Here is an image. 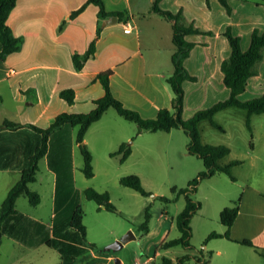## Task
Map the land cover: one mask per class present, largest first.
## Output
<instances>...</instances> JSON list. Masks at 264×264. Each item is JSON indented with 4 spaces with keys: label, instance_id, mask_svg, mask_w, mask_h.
Masks as SVG:
<instances>
[{
    "label": "crops",
    "instance_id": "obj_1",
    "mask_svg": "<svg viewBox=\"0 0 264 264\" xmlns=\"http://www.w3.org/2000/svg\"><path fill=\"white\" fill-rule=\"evenodd\" d=\"M87 1L16 0V6L8 17L7 22L13 33L21 36L23 43L18 51L8 54L4 60L0 59V124L9 119L23 125L17 129L0 131V178H7L4 183L5 197L19 181L23 170L29 166L32 155L41 145L42 134L28 123L44 128L61 112H88L93 109L94 100L104 94L102 84L95 79L100 71L112 69L110 85L114 95L125 106L139 111L143 117H155L161 108H170L172 105L173 91L167 81L174 70L171 59L175 48L172 25L158 14L150 12L153 0H103L106 10H124L125 15L121 20L116 16L117 21L114 23L103 24L110 17L101 21L103 27L95 54L88 58L81 69L74 67L73 54L87 50L96 36L99 22V7L94 3L87 4L77 15H71ZM236 1L233 3H237ZM159 4L161 8L173 12L181 9L187 21H194L202 30L214 33V36H208L206 39L202 37L200 44L193 47L185 60L187 70L197 77L196 81H185L183 84L185 115L186 105L193 96L188 94L189 87L195 85L196 90L200 88L202 98L207 91L219 90V87H222L221 62L231 51L229 48L228 53V45L223 38L226 25L232 23L234 32L241 34L242 48L246 49L250 43L252 29L256 26L264 29V10H261V17L247 21L236 19L233 11L229 21L225 17L224 6L218 0H161ZM61 24L62 28L59 29ZM126 26H131L132 31L125 32ZM189 37L194 41L195 37ZM64 88L74 89V104L70 105L60 96V91ZM250 88L256 96L264 92V57L259 65V73L249 79L246 91L240 97ZM255 114L261 113L251 114V124ZM104 115L91 127L99 123ZM246 115L248 117V111ZM190 116L185 115L184 118ZM121 119L113 114L109 117V120L114 122L116 131L123 132L127 124ZM75 129L77 127L69 125L56 129L48 139L46 153L39 160V163L44 162L49 172L54 175L50 190V215L47 218L33 217L21 211L17 206L18 198V212L6 222L4 237L29 248L42 244L54 247L62 258V252L55 246V242L59 247L66 248L64 254L73 264H115L116 255L113 252L98 251L97 242L88 238V228L86 240L80 241V235L70 225L71 214L75 207L81 204L79 200L74 202V193L77 191L74 183V159L76 148L81 151V143L77 141ZM122 134L124 137L118 140L114 138L116 144L112 145V148H109L108 144L113 142H104V153L110 155L130 138L129 132ZM133 142L130 144L132 151L129 157L134 154ZM83 144L88 147L94 158V146L90 145L87 136L84 137ZM250 148L247 150L250 151L249 154L256 153L262 161L263 156L258 154L257 142H253V147ZM181 153L191 154L188 151V141L186 152ZM224 158L226 162L223 163L241 159L243 162L237 166L243 165L246 160L244 156H234L231 148ZM257 165L255 163L253 166ZM235 177V180L240 178L237 175ZM240 179L244 182V189L240 196L238 215L230 229L234 240L218 238L227 242L221 240L206 247L205 251L210 254L213 252L229 255L231 250L241 249L236 244L251 247L239 242L244 239L264 247V183L250 181L249 173L242 174ZM224 207H217L219 218ZM202 210L201 205L194 216L201 213L206 217ZM220 225H215V231L224 233L227 228L222 222ZM119 236L117 233L114 238ZM166 241L168 240L164 238L162 246L157 247L154 254L149 253L146 260L157 264L158 257L162 256L161 264H182L179 258H182L183 264L192 259L199 262L208 261L204 254L199 257L183 252L169 258L166 254L172 246L164 247ZM159 248H166V251L162 252ZM251 248L255 254L264 258ZM244 253L250 256L249 251ZM121 264H126L124 258Z\"/></svg>",
    "mask_w": 264,
    "mask_h": 264
},
{
    "label": "rangeland",
    "instance_id": "obj_2",
    "mask_svg": "<svg viewBox=\"0 0 264 264\" xmlns=\"http://www.w3.org/2000/svg\"><path fill=\"white\" fill-rule=\"evenodd\" d=\"M235 1L229 0L232 8L231 13H228L224 7L225 17L229 21H231L233 11H235L236 19L241 21L254 20L263 14L261 10H264V0H237V3L234 4ZM203 25H205L204 22ZM228 25H231L234 32L232 23L229 22L226 26ZM197 27L200 28V26ZM191 35L195 37V44H200L202 37L206 39L208 36H214V33ZM223 38L227 42L229 53L228 40L225 35ZM192 39L189 37L188 40L192 41ZM219 88V90L207 91L204 93L205 97L202 98L200 88L196 90L195 85L189 87L188 94L193 96L189 98V103L186 105L185 115H192L197 109L208 107L216 101L227 98L228 88L223 81L222 87ZM256 95L250 88L242 97H239L241 100H247L256 97ZM112 114L120 116L121 120L127 124L123 132L116 131L114 122L109 120ZM246 114L245 109L236 106L217 112L214 119L224 127V131L214 127L208 120H204L200 124L201 138L207 143L228 145L234 156L245 157L243 165L233 167L234 176L237 175L241 178L242 174L249 173L250 181L264 183V114L252 116L253 137L246 126ZM185 115L183 111V117ZM90 127L85 136H87L90 145L94 146V175L90 178L84 175L82 171L83 155L80 148H76L74 159V183L77 188L74 193V202L79 200L84 210L83 221L88 228V238L94 239L97 242V247H102L114 241L117 233L122 236L131 230L135 238L124 244L115 255L121 260L124 258L126 264H134L135 261L143 262L149 253L154 254L157 247L162 246L164 238L170 240L181 235L176 219L178 213L185 207L184 195H180L171 202H165L160 196L174 197L175 192L172 187L180 189L188 186L189 181L197 177L199 172L205 168L204 163L197 155L181 153L182 151L186 152V141L189 142V136L181 128H173L170 131L141 130L135 122L119 115L113 107L107 110L99 123ZM124 132L130 134V138L125 142L131 144L134 140V154L122 163L120 155H111V153L107 155L106 152L104 153L106 147H102V145L105 141L113 142V144L107 145L112 148L111 146L116 144L114 143L116 139L124 137L122 134ZM251 140L257 142L258 154L263 156L262 161L256 153L249 154L250 151H247L251 149L249 147ZM247 154L249 156H246ZM226 158H223L222 163L226 162ZM255 163L258 164L256 167L253 166ZM128 174H137L141 178L144 188L151 194L142 195L121 184L120 177ZM240 178L232 180L226 173L216 172L213 176L200 181L196 191L190 195L195 201L201 203L203 209L201 212L207 216L203 217L201 213L193 215L190 222L191 246L185 247L181 244L172 246L166 254L169 258L181 255L183 252L199 257L204 254V257L208 259L207 262L192 259L187 261V264H262L264 262V258L255 254L251 247L237 244L236 246L241 249L231 250L229 255H219L213 252L210 254L205 251L206 247L212 243L221 240L227 242L225 239L218 238L209 239L207 242L205 240L208 234L215 230V225L221 224L217 207L230 205L234 200L240 198L244 189V182ZM36 179L30 184V187L40 192V196H42L40 203L32 205L27 197L20 196L17 206L21 211L33 217L47 218L52 207L50 190L54 175L49 172L44 162L38 164ZM6 180L7 178H0V206L3 197H5L6 186L4 187V183ZM86 187L108 191L115 210H107L102 205L100 207L96 201L88 199L84 193ZM147 210L149 213L148 230L145 231L141 228V224L146 219ZM3 240L0 246V264H59L62 260L59 251L54 247L42 244L29 248L27 245L15 243L9 237H3ZM159 249L162 252L166 251V248ZM242 250L249 251L250 256ZM161 261L162 256L158 257L157 264H161Z\"/></svg>",
    "mask_w": 264,
    "mask_h": 264
},
{
    "label": "trees",
    "instance_id": "obj_3",
    "mask_svg": "<svg viewBox=\"0 0 264 264\" xmlns=\"http://www.w3.org/2000/svg\"><path fill=\"white\" fill-rule=\"evenodd\" d=\"M161 0H153L150 12L156 13L163 17L172 25V40L174 43V51L171 59L173 63V73L168 77L167 81L173 91L172 105L170 108H161L157 115L152 118L143 117L139 111L129 108L119 100L113 93L110 85V77L112 69L100 71L95 79L99 80L104 88V94L95 99V106L88 112H61L50 120L46 127H39L35 124L28 123L35 130L42 134L41 145L37 148L34 155L30 159L29 166L23 170L19 181L8 191L7 196L0 206V245L2 244L5 224L13 218L18 210L16 208L17 199L20 196L28 198L32 205H37L41 201V196L38 191L32 189L30 184L36 180V173L38 170V163L41 157L44 156L48 149V139L50 135L56 130L64 126L77 127V141L81 143V152L83 155L82 171L88 178L94 175L93 155L88 147L83 144L84 137L89 127L98 121L104 113L113 107L118 114L127 120L135 122L141 130L149 131H170L173 128H181L189 136L188 151L191 154L200 157L204 163L205 168L202 169L197 177L189 181L188 186L177 189L175 186L172 190L175 196L170 198L167 196H160L165 202H171L177 199L180 195H184L186 204L179 212L176 219L178 229L181 235L177 238L170 239L164 243V247H171L175 245H183L185 247L191 246V218L200 209L201 203L195 201L191 197V193L195 192L200 181L204 178L213 176L216 172L226 173L232 180L236 177L233 174V167L241 164V159H234L227 163H222V159L230 153V147L225 144L204 143L201 138L200 124L204 120H208L214 127L224 131V127L218 123L214 116L217 112L228 107H240L248 111L246 118V126L252 134L251 114H264V92L256 97L241 100L242 94L248 85L251 77L259 73V65L264 57V29L254 27L250 36V43L246 49L242 48L241 36L232 31L231 25L226 26L224 35L226 36L231 51L228 57L221 62V70L223 72V83L229 89V96L223 100L216 101L212 105L197 109L190 117L184 118L183 111L185 106V81H196L197 77L192 75L185 66V60L190 55L191 50L196 45L194 41L188 40V35L197 33H211L204 31L197 27L193 21H187L183 11L180 9L176 12L166 10L160 7ZM209 1V0H207ZM227 10L232 12L229 0H218ZM94 3L99 7L98 16L99 22L96 31V36L90 42L89 47L83 53H74L72 56L73 64L76 69H81L88 58L93 56L96 52L97 40L102 30V20L113 15L120 20L125 15L124 10L108 11L105 8L103 0H88L81 8L74 11L71 15L75 16L82 11L87 4ZM16 6V0H0V59L4 60L8 54L18 51L23 43L21 36H16L7 20L11 11ZM62 28V24L59 29ZM60 96L66 100L70 105L75 103V91L73 88H64L60 91ZM23 124L9 119H5L0 124V131L3 129H17ZM250 147H253V141H250ZM131 145L127 142L120 144L117 150L111 152V155H120V162H125L131 154ZM120 183L124 186L130 187L142 195H150L151 192L146 190L142 184L141 178L137 174H128L121 176ZM85 196L88 199L96 201L100 207L101 205L107 210H115V206L110 200L108 191H99L94 187H87L84 190ZM240 209V198L234 200L232 204L225 206L220 212V221L226 226L227 230L224 233L211 231L205 242L212 238L225 237L234 240L230 234V229L238 215ZM84 210L81 204H78L70 217V225L80 235V241L86 240L87 227L83 221ZM149 213L146 212V219L141 224V228L148 230ZM238 241V240H235ZM54 242V241H53ZM245 245L251 246L260 255L264 256V247L254 244L249 239L239 241ZM55 246L62 252V261L59 264H73L64 254L66 248L59 247L57 243ZM96 247L95 244H92ZM108 252V251H102ZM168 260V259H167ZM179 262L183 264L182 258Z\"/></svg>",
    "mask_w": 264,
    "mask_h": 264
},
{
    "label": "water",
    "instance_id": "obj_4",
    "mask_svg": "<svg viewBox=\"0 0 264 264\" xmlns=\"http://www.w3.org/2000/svg\"><path fill=\"white\" fill-rule=\"evenodd\" d=\"M116 21H117V17L115 15H113L110 18L106 19L103 22V24L114 23ZM132 238H135V235L133 234V232L131 230H129L128 233L120 236L119 238L115 239L114 241H112L111 243H109L105 246L98 247L97 250L98 251H112L114 254H116L117 252H119L122 249L124 244H126ZM114 261H115V264H121V259L119 257H115Z\"/></svg>",
    "mask_w": 264,
    "mask_h": 264
},
{
    "label": "built area",
    "instance_id": "obj_5",
    "mask_svg": "<svg viewBox=\"0 0 264 264\" xmlns=\"http://www.w3.org/2000/svg\"><path fill=\"white\" fill-rule=\"evenodd\" d=\"M124 31L125 32H131L132 31V27L131 26H126L124 28ZM135 264H151V262H150V260H146V261H143V262L136 261Z\"/></svg>",
    "mask_w": 264,
    "mask_h": 264
}]
</instances>
